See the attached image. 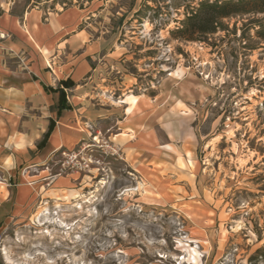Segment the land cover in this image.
I'll return each mask as SVG.
<instances>
[{"label":"rangeland","instance_id":"rangeland-1","mask_svg":"<svg viewBox=\"0 0 264 264\" xmlns=\"http://www.w3.org/2000/svg\"><path fill=\"white\" fill-rule=\"evenodd\" d=\"M200 1L0 0L19 15L83 9L90 36L116 50L97 91L156 100L161 145L179 138L178 159L156 166L160 195L113 141L114 154L84 142L82 170L61 173L60 152L51 176L78 180L43 186L31 211L0 223V264H264V12L175 36Z\"/></svg>","mask_w":264,"mask_h":264},{"label":"crops","instance_id":"crops-1","mask_svg":"<svg viewBox=\"0 0 264 264\" xmlns=\"http://www.w3.org/2000/svg\"><path fill=\"white\" fill-rule=\"evenodd\" d=\"M83 12L31 7L19 15L0 4V223L31 211L43 186L78 180L76 172L53 178L49 163L92 138L130 151L152 192L161 182L156 166L179 157V138L167 143L177 150L161 145L156 100L126 103L97 91L116 50L90 36ZM68 80L73 85L63 84Z\"/></svg>","mask_w":264,"mask_h":264},{"label":"trees","instance_id":"trees-1","mask_svg":"<svg viewBox=\"0 0 264 264\" xmlns=\"http://www.w3.org/2000/svg\"><path fill=\"white\" fill-rule=\"evenodd\" d=\"M251 12H264V0H201L172 33L185 40H198L200 35L215 32L223 19ZM63 84L71 86L73 82ZM62 106L68 107L65 103Z\"/></svg>","mask_w":264,"mask_h":264},{"label":"built area","instance_id":"built-area-1","mask_svg":"<svg viewBox=\"0 0 264 264\" xmlns=\"http://www.w3.org/2000/svg\"><path fill=\"white\" fill-rule=\"evenodd\" d=\"M87 146L88 145L84 143L80 145L77 150L63 151V154L66 155L67 160L65 163H63L64 166L63 168H61V173L64 172L66 168L82 170L83 168L88 166L89 162H87V160L83 158L84 151L88 148ZM100 146L113 154L118 153L119 151V148H117V146H115L108 140H103L102 143H100Z\"/></svg>","mask_w":264,"mask_h":264},{"label":"bare ground","instance_id":"bare-ground-1","mask_svg":"<svg viewBox=\"0 0 264 264\" xmlns=\"http://www.w3.org/2000/svg\"><path fill=\"white\" fill-rule=\"evenodd\" d=\"M185 89V88H184ZM188 89V88H187Z\"/></svg>","mask_w":264,"mask_h":264}]
</instances>
